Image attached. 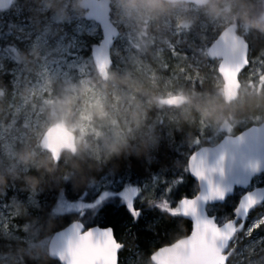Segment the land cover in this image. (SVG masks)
<instances>
[{"label":"rangeland","instance_id":"rangeland-1","mask_svg":"<svg viewBox=\"0 0 264 264\" xmlns=\"http://www.w3.org/2000/svg\"><path fill=\"white\" fill-rule=\"evenodd\" d=\"M80 1L57 0L56 7L60 10L57 16L46 11L43 0L39 5L29 0L24 15H14L18 27L0 43V78L6 81L5 91H0V177L7 181L0 186V264H18L15 253L25 241L24 222L43 205L41 190L24 184L18 187L13 182L40 166L39 139L50 128L47 124L63 126L68 120L66 127L76 136V153L64 155L62 165L73 158L103 165L115 154L137 150L138 143L150 150L168 136L173 124L196 123L190 105L167 111L162 104L164 98L179 95L171 93L182 84L176 71L186 69L196 76L200 71L212 74V69L216 70L218 62L207 56V45L202 59L188 52L202 50L192 45L197 42L203 45L211 39L215 27L223 30L236 24L231 22L234 0H221L215 15L207 11L208 7L202 9L181 3L168 5L164 14H153L146 4L122 6L117 0H111L109 17L120 33L111 49L110 77L102 82L96 76L90 53L91 46L100 42L101 30L98 24L84 18ZM262 4L257 21H264V0ZM185 17L197 21V34H180L174 30L172 20L178 23ZM238 29L254 45L264 40V33L246 24L238 25ZM146 30L151 32V37L145 35ZM168 35L179 46L188 44L186 55L167 50L165 37ZM260 51V47L253 49V56ZM257 66L255 63L254 68ZM253 72L250 69L249 76ZM215 83L220 85L222 95L223 83L218 73ZM242 101L243 96L233 104L239 105ZM53 102L66 104L69 115L58 108L47 110V105ZM219 130L214 140L220 134H232L226 124ZM24 150L31 151L29 164L21 163L18 158ZM158 178L159 175L141 184L142 193L135 207L149 203L153 192L158 202L166 198ZM145 184L150 191H143ZM60 205L61 201L57 200L54 213H64ZM262 211L248 220L247 227L257 219H264V208ZM254 231L250 236L243 232L238 237L231 264H264V246L259 243L264 241V234ZM46 242L47 238L39 243Z\"/></svg>","mask_w":264,"mask_h":264},{"label":"trees","instance_id":"trees-1","mask_svg":"<svg viewBox=\"0 0 264 264\" xmlns=\"http://www.w3.org/2000/svg\"><path fill=\"white\" fill-rule=\"evenodd\" d=\"M234 3L232 23L245 25L240 19L245 11L250 19L259 20L261 17L260 10L263 7V0H234ZM26 7H29V0H16L10 4L7 10H0V43L4 36L11 34L18 27L14 15H24ZM196 23L197 21H194L192 17H185L178 23L172 20L174 30L180 34H197L199 29ZM211 27L212 24H209L210 29ZM221 29L222 27H215V30L210 34L211 39L206 40L203 45H198V42L192 45L194 48L197 46L201 48L200 52H196L194 49L188 51L187 43L177 45L175 38H171L169 35L165 37V45L167 50L173 54L186 55L188 51L197 57L201 56L198 59H202L206 56L205 46H208L216 38ZM238 34L243 35L241 29H238ZM145 35L151 37V32L146 30ZM245 39L250 46V63L239 77V81L242 83L239 99L243 96L241 104L225 103L220 94L221 87L215 83L217 80L215 68L212 69V74L200 71L196 76L183 69L184 71L181 72L176 71L182 78V84L175 87L171 93L190 98L191 102L188 105L193 110L195 124H191L189 121L173 124L171 128L169 127L168 136H162L163 138L161 137L162 139L157 145L150 150L138 143L137 150L131 149L126 154H115L103 165H97L92 160L85 161L74 158L66 165H62L64 156L55 162L47 152L43 151V172L39 166L23 174L21 180L13 182L18 187L24 184L28 187L35 186L41 190L40 197L43 204L41 208L34 211L33 217L24 222L27 227L22 234L25 241L21 247L19 246L21 250L15 253L18 264H58L46 255V244L39 242L79 217L74 213L59 214L58 212L56 214L53 212L54 205L57 200L61 201L62 198L69 203H74L85 192L89 193L88 200H91L97 188L111 190V186L107 182L101 183L102 178L106 175L115 176L130 171V175L125 177V183L136 187H140L143 182L150 181L151 178L159 175L160 189H164L166 198L173 207L176 206L175 202L179 198L193 196L197 191L196 184L189 178L186 167L190 154L198 146L215 143L213 139L215 133L220 131L219 127L223 124L230 126L231 131L236 133L242 130L244 126L242 128L240 126L244 122H248L245 125L248 126L264 119V109H261L264 105V40L256 41L254 45L249 38L245 37ZM129 46L131 45L129 44ZM256 47H260L261 51L254 57L253 49ZM255 63L258 65L256 68H254ZM250 69L254 70L251 76H249ZM5 88L6 81L4 82L0 78V91H5ZM205 102L209 106L222 109L225 119L221 124L212 125L202 118L197 111V105ZM55 108L67 116L69 115L68 107L64 103L53 102L46 107L47 110ZM163 109L171 111L168 108L163 107ZM68 123L67 120L63 126H68ZM51 125L47 124L50 127ZM224 134H220L218 138ZM24 153L31 155V151L28 150H24ZM165 180L167 185H165ZM260 180L264 183V175ZM5 182L7 181L5 180ZM4 184H0V186ZM169 189H171L170 193ZM234 195V197L227 198L223 205L216 206V210L212 214L216 215L218 223L232 217V210L238 202L239 194L234 192ZM138 205L136 208L142 210V216L137 223L132 222V218L123 207L115 213L110 211L107 219L100 222L99 226L101 227H113L116 240L123 244V248L119 251L118 264H151L149 258L155 249L174 243L178 238L187 236L191 230L189 221L187 222L182 217H171L155 208H150L149 203ZM258 215L259 211L253 212L250 219ZM254 232L264 234V225H260ZM241 235L242 233L239 236Z\"/></svg>","mask_w":264,"mask_h":264},{"label":"snow or ice","instance_id":"snow-or-ice-1","mask_svg":"<svg viewBox=\"0 0 264 264\" xmlns=\"http://www.w3.org/2000/svg\"><path fill=\"white\" fill-rule=\"evenodd\" d=\"M188 170L198 179L205 178L202 162L198 163L195 157L190 158ZM128 175L130 171L103 177L101 183L107 182L111 190L97 188L91 200H88L87 192L74 203L61 199L60 206L64 213H74L79 219L74 221L69 229L66 246L55 251L60 264H117V253L123 245L117 242L113 227L99 225L107 219L110 211L115 213L122 207L133 223L140 220L142 210L137 209L135 203L142 193V188L125 183V177ZM143 191H150L147 184ZM155 196L156 193L153 192L149 198L150 208L174 218H190L192 231L190 235L156 250L150 257L152 264H231L236 255L240 233L244 232L250 236L254 229L264 225V219H257L245 230L250 211L256 206L264 208V198H260L264 197V193H246L240 196L234 205L232 217L219 224L218 218L212 214L216 210V204L235 195L230 196L211 184L207 192H199L192 199L182 198L175 207L167 198L156 202ZM91 224L96 226L86 227ZM259 243L264 246V241Z\"/></svg>","mask_w":264,"mask_h":264},{"label":"water","instance_id":"water-1","mask_svg":"<svg viewBox=\"0 0 264 264\" xmlns=\"http://www.w3.org/2000/svg\"><path fill=\"white\" fill-rule=\"evenodd\" d=\"M110 3L111 0H81L79 2V6L85 11L84 18L98 24L101 30L100 42L91 47L90 53L95 73L102 82H106L110 77L109 70L113 65L110 51L120 33L119 28L112 23L111 17H109ZM179 3L192 4L199 8L205 6L204 4H198L196 0H175L174 2V4ZM9 4L10 0H0V9L7 7ZM207 48L209 58L219 61L216 71H218L223 83L222 95L225 102L230 104L238 100L240 96L241 83L239 82V76L243 69L249 65L250 46L242 35H238L237 25L230 24L220 31L216 39ZM185 98V96L172 95L164 98L162 104L168 108L183 107L187 104ZM41 138L42 150L49 153L53 161L59 160L63 155L74 154L76 151V136L69 128L54 125L48 128ZM192 157H195L198 163L202 162L205 174L204 179H198L188 170L189 178L196 184L197 192L195 195L199 192H207L209 184L214 188L225 191L230 196L233 195L234 188L246 190L257 175L264 173V120L243 128L239 133L225 135L213 145L198 147L190 154L186 167H188L189 160ZM254 168L255 171H253ZM246 193H264V187H257V189L246 191ZM195 195L182 198L192 199ZM224 202H219L216 205H222ZM256 208L258 206L254 209ZM183 219L190 223L191 230L188 234L190 235L192 221L190 218ZM74 221L76 220L54 231L47 241L46 255L58 264L60 262L55 256V251L66 246L70 235L69 229ZM181 238H178L177 241ZM159 248L155 249L154 252ZM118 257L119 251L117 253V264ZM149 260L152 264L151 259Z\"/></svg>","mask_w":264,"mask_h":264},{"label":"clouds","instance_id":"clouds-1","mask_svg":"<svg viewBox=\"0 0 264 264\" xmlns=\"http://www.w3.org/2000/svg\"><path fill=\"white\" fill-rule=\"evenodd\" d=\"M34 3L39 5L41 0H33ZM45 4L46 11H50L53 15H60V10L56 7L57 0H43ZM122 6H133L137 4H146L150 6L151 12L153 14H164L168 11V5L173 4L175 0H117ZM198 4L208 5L207 11L215 15L218 11L217 6L221 3V0H196ZM240 19L249 28L257 30L264 33V21H257L250 19L245 11ZM186 103H190V98H185ZM197 111L201 114L202 118L208 121L212 125H218L223 122L225 115L219 107H212L207 104V102L197 105ZM23 164H29L32 162L31 156L27 153H22L18 157ZM5 183L3 177H0V184ZM31 258V257H30Z\"/></svg>","mask_w":264,"mask_h":264},{"label":"flooded vegetation","instance_id":"flooded-vegetation-1","mask_svg":"<svg viewBox=\"0 0 264 264\" xmlns=\"http://www.w3.org/2000/svg\"><path fill=\"white\" fill-rule=\"evenodd\" d=\"M16 0H12L11 3L15 2ZM40 138V137H39ZM39 146H40V167L42 169V172H43V161H42V150H41V138L39 139ZM263 173L262 174H259L257 176V178L254 179V181L252 182V184L246 189V190H243V189H239V188H236L235 189V192H238L239 196L237 198V200L240 198L241 195L245 194L246 191H249V190H252V189H256L257 187H264V183L260 180L262 177H263ZM259 211V214L263 213L262 211V208L259 206L257 209L254 210V212H258ZM253 213V212H252ZM251 213V214H252ZM250 214V215H251ZM250 215L248 216V220L251 218ZM247 226V224H246ZM245 226V228H246Z\"/></svg>","mask_w":264,"mask_h":264},{"label":"bare ground","instance_id":"bare-ground-1","mask_svg":"<svg viewBox=\"0 0 264 264\" xmlns=\"http://www.w3.org/2000/svg\"><path fill=\"white\" fill-rule=\"evenodd\" d=\"M237 32H238V26H237ZM219 33H220V32H219ZM219 33H218V34H219ZM218 34H217V35H218ZM217 35H216V37H217ZM117 38H118V37H117ZM244 38H245V37H244ZM215 39H216V38H215ZM215 39H214V40H215ZM214 40H213V41H214ZM245 40H246V39H245ZM116 41H117V40H116ZM213 41H212V42H213ZM212 42H211V43H212ZM211 43H210V44H211ZM247 43H248V42H247ZM210 44H209V45H210ZM93 45H94V44H93ZM93 45H92V46H93ZM114 45H115V44H114ZM114 45H113V46H114ZM209 45H208V46H209ZM248 45H249V44H248ZM92 46H91V47H92ZM208 46H207V47H208ZM112 48H113V47H112ZM112 48H111V49H112ZM90 50H91V48H90ZM207 50H208V48H207ZM110 52H111V51H110ZM111 53H112V52H111ZM64 128H65V127H64ZM66 128H67V127H66ZM46 130H47V129H46ZM46 130H45V131H46ZM45 131H44V132H45ZM44 132H43V133H44ZM42 136H43V135H42ZM41 139H42V138H41ZM75 147H76V142H75ZM50 158H51V156H50ZM51 159H52V158H51ZM187 160H188V159H187ZM55 162H56V161H55ZM94 226H96V225H94ZM106 227H108V226H106ZM122 245H123V244H122Z\"/></svg>","mask_w":264,"mask_h":264}]
</instances>
